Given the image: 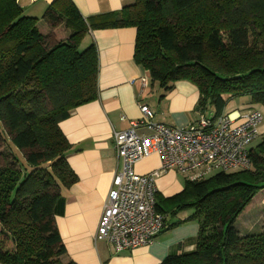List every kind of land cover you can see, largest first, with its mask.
<instances>
[{
  "label": "trees",
  "instance_id": "1",
  "mask_svg": "<svg viewBox=\"0 0 264 264\" xmlns=\"http://www.w3.org/2000/svg\"><path fill=\"white\" fill-rule=\"evenodd\" d=\"M42 19L72 32L46 45L38 18L17 0H0V141L7 135V145L24 156L23 165L12 153L0 165V264H76L63 261L55 221L64 210L62 189L77 180L59 123L97 96L96 46L80 49L89 30L134 27L136 63L164 90L179 80L195 84L201 112L217 116L245 95L264 106V0H135L87 18L71 0H53ZM250 157L249 169L186 178L168 197L155 193V210L164 217L192 211L165 228L198 223L193 249L160 264H264V231L241 235L234 227L264 188V133Z\"/></svg>",
  "mask_w": 264,
  "mask_h": 264
},
{
  "label": "crops",
  "instance_id": "2",
  "mask_svg": "<svg viewBox=\"0 0 264 264\" xmlns=\"http://www.w3.org/2000/svg\"><path fill=\"white\" fill-rule=\"evenodd\" d=\"M52 1L17 0V3L24 13L39 18L40 30L42 25L47 29L56 28L42 19L43 12ZM71 1L83 18L118 11L135 2ZM135 34L136 30L131 26L97 28L86 33L82 42L85 41L86 45L93 42L98 54L97 96L72 109L70 115L59 123L71 144L66 160L77 180L62 189L64 210L55 216V221L66 248L63 259L76 264H160L167 255L190 251L194 247L198 231L196 220L165 228L152 242L119 252H115L107 241L94 239L102 206L118 167L113 132L124 130L129 127L130 120L139 119L142 116L141 104L154 111L153 120L156 122L185 127L198 118L197 86L190 81L179 80L170 89H162L134 59ZM143 77L144 81L141 80ZM252 108L264 113V106L251 103L248 96L230 99L223 111L230 116L232 124H239ZM121 116L125 118L122 120ZM259 131L264 133V121ZM160 165L159 155L152 153L136 162L134 170L138 174H146L160 168ZM175 173L171 169L156 179L159 194L168 197L182 190L183 183L178 181ZM191 212H186L176 221H168L166 216V227L184 220Z\"/></svg>",
  "mask_w": 264,
  "mask_h": 264
},
{
  "label": "built area",
  "instance_id": "3",
  "mask_svg": "<svg viewBox=\"0 0 264 264\" xmlns=\"http://www.w3.org/2000/svg\"><path fill=\"white\" fill-rule=\"evenodd\" d=\"M140 111L139 119L112 134L118 167L94 235L115 252L148 244L166 227L164 215L155 210L158 177L171 169L191 180L216 171L249 169L250 146L264 121L257 108L250 109L239 124H232L224 111L217 116L199 111L195 122L177 127L154 121V111L146 104L140 105ZM152 153L159 155L160 168L136 173L134 164Z\"/></svg>",
  "mask_w": 264,
  "mask_h": 264
},
{
  "label": "rangeland",
  "instance_id": "4",
  "mask_svg": "<svg viewBox=\"0 0 264 264\" xmlns=\"http://www.w3.org/2000/svg\"><path fill=\"white\" fill-rule=\"evenodd\" d=\"M39 20V18H38ZM40 30L43 34H45V43L46 45H52L59 41L65 40L69 37L70 33L72 32L69 28H67L63 23H61L59 26H57L54 29H47L44 25L40 27ZM85 42V41H84ZM84 42L81 44L80 49H83L86 44ZM240 97H247L240 96ZM239 98V97H236ZM241 100V99H240ZM207 115H212L210 112V109L206 110ZM264 114V113H262ZM262 133L260 132V135ZM5 140L1 142L0 141V165L5 164L6 161L11 162V153L14 155L16 160L20 165L24 164V156L22 152L11 145L9 143V146L7 145V141L9 140V137L6 135ZM7 158V159H5ZM6 160V161H5ZM176 177L178 181L183 183L186 179V176L177 172ZM191 210H185L178 212L175 215L168 214L167 220L168 221H176L178 217H181L186 212L189 213ZM234 227L239 231L241 235L247 234V233H256L259 231H264V188L260 189L251 199V202L245 207V209L236 217L234 221ZM65 262V260H63Z\"/></svg>",
  "mask_w": 264,
  "mask_h": 264
}]
</instances>
